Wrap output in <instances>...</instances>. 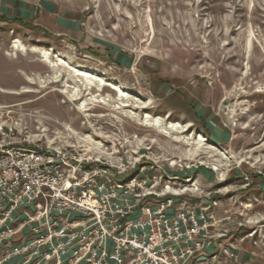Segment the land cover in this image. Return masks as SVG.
<instances>
[{"label": "rangeland", "instance_id": "obj_1", "mask_svg": "<svg viewBox=\"0 0 264 264\" xmlns=\"http://www.w3.org/2000/svg\"><path fill=\"white\" fill-rule=\"evenodd\" d=\"M190 136L207 154L175 140ZM0 139L127 168L121 184L145 167L182 192L174 208L213 216L206 262L264 264V0H0Z\"/></svg>", "mask_w": 264, "mask_h": 264}, {"label": "built area", "instance_id": "obj_2", "mask_svg": "<svg viewBox=\"0 0 264 264\" xmlns=\"http://www.w3.org/2000/svg\"><path fill=\"white\" fill-rule=\"evenodd\" d=\"M15 144L0 139V242L15 235L16 212L31 213L19 228L35 226L32 242L3 259L22 255L28 263L45 247L32 264H60L69 253V264H215L205 258L213 216L174 208L182 194L169 184L157 191L145 167L121 184L113 178L127 168L91 166L73 149Z\"/></svg>", "mask_w": 264, "mask_h": 264}, {"label": "bare ground", "instance_id": "obj_3", "mask_svg": "<svg viewBox=\"0 0 264 264\" xmlns=\"http://www.w3.org/2000/svg\"><path fill=\"white\" fill-rule=\"evenodd\" d=\"M46 62L52 68L53 67L67 68L69 70V73H70L69 74V79H73V81L79 82V83L82 82L83 87H85V90L86 91L87 90L88 91H92L93 89H95L96 91L103 92L105 90V89H101V87L103 85V83L101 82L102 80H98V78L95 77V76H93V75H89V74L83 73V72H81L78 69L70 68L68 65L64 64L63 61H59V64H52L49 61V59L46 58ZM59 77H60V75H55L54 81L57 82L58 79H59ZM107 86H110V85H107ZM112 88H114V87H112ZM118 92H119V96L115 98L114 103H116L117 106H118L116 109L119 110L120 113H124L123 109L129 107V105H128V99H125L126 95H124L123 92H120V91H118ZM72 94H73L72 101L77 102V101H80L82 99V98H79V95L80 94H79L78 89H76L75 92H72ZM95 102H96L95 101V98H93V100L92 99L89 100L88 102L84 101L80 105L79 108L81 110H83V112H87L88 110H87L86 107L87 106L94 105ZM104 106L107 107V106H109V104L104 103ZM143 120H144L143 125H145V126H150V127L152 126V127L160 128L163 125L162 121L159 118H156V119L153 120L148 114H146V116L143 118ZM179 129L180 128H179L178 125H175V124L170 123L168 125L166 124L165 127H164V129H162L163 131L162 132L160 131V133H162V134L164 133L166 135L167 133H169L168 131H172V132H176L177 134H182L183 131H179ZM88 139L91 142H93L90 137H88ZM175 140L177 142H181L182 141L186 146L191 147L192 148V150H191L192 151V155L199 156L198 155L199 153H201V154H203V153L207 154L206 151H205L206 150L205 143H204L205 140H204V138H202V136H198V137H196V136H194V137L193 136H190V137H187L186 139L185 138H182V139L175 138ZM220 157L223 160H227V158L224 157V156H220ZM171 166H175V164L173 163V164H171ZM213 170L214 171H217L218 169L217 168H213Z\"/></svg>", "mask_w": 264, "mask_h": 264}, {"label": "crops", "instance_id": "obj_4", "mask_svg": "<svg viewBox=\"0 0 264 264\" xmlns=\"http://www.w3.org/2000/svg\"><path fill=\"white\" fill-rule=\"evenodd\" d=\"M27 214H31V213L28 210H26V211L16 212L13 214L14 218L18 217L19 219V221L14 223L13 225L14 226L13 228L16 230V233L7 241L0 242V259H2L0 260V264H32L36 262L37 260H39L40 258L39 256L46 250L45 247H40L39 254L35 256H31L30 257L31 261L28 263L25 262L24 256L22 255H11L7 259H3L6 251H11L13 247H22L23 245H28L32 242V235L30 234V229H31V226H35V225L32 224L31 226H25V227L19 228L20 222L26 219ZM16 237L20 238V240H18L17 242H15L14 240ZM209 251H210V248L207 247L205 249V252L207 253ZM29 253L30 254L34 253V250L33 249L30 250ZM70 254L71 253L65 256H62L60 264H69L68 257L70 256ZM40 264H44V262L41 261ZM49 264H52V263H49Z\"/></svg>", "mask_w": 264, "mask_h": 264}]
</instances>
